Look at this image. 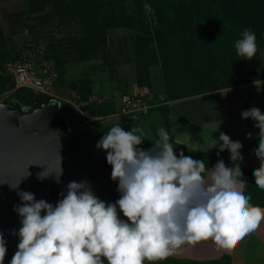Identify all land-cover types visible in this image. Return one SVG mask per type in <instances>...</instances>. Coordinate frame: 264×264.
I'll return each instance as SVG.
<instances>
[{
    "label": "clouds",
    "instance_id": "1",
    "mask_svg": "<svg viewBox=\"0 0 264 264\" xmlns=\"http://www.w3.org/2000/svg\"><path fill=\"white\" fill-rule=\"evenodd\" d=\"M235 49L242 59L253 60L258 50L255 33L245 28ZM241 115L259 129L254 152L260 166L253 176L264 190V113L254 107ZM158 136L152 148L144 150L139 147L146 138L142 128L125 131L116 124L97 142L107 153L111 179L118 181L120 198L114 203L96 197L87 182H70L55 206L20 191L22 203L15 210L22 226L10 264H159L185 244L210 240L217 249L231 251L258 230L264 208L250 202L240 163H233L243 159L239 141L220 133L215 148L218 154L230 152L232 167L218 160L206 178L204 160L177 155L164 128ZM6 253L0 233V264Z\"/></svg>",
    "mask_w": 264,
    "mask_h": 264
},
{
    "label": "trees",
    "instance_id": "2",
    "mask_svg": "<svg viewBox=\"0 0 264 264\" xmlns=\"http://www.w3.org/2000/svg\"><path fill=\"white\" fill-rule=\"evenodd\" d=\"M126 1L130 3L131 13L119 15L118 6ZM148 13L154 22L147 21ZM3 17L24 20L29 45L16 49L12 38L0 26V96L6 95V103L30 104L27 112L38 108L36 102L48 97L24 88L15 89L11 77L5 73L4 65L43 45V58L54 63L58 90L66 97L76 96L78 102L86 103L83 106L85 109L92 97L94 76L68 79L67 69L72 64L92 63V71H97L101 66L106 68L109 75H113L114 59L108 43L102 41L107 38L109 29L123 28L131 32L129 46L137 88H145L155 98L159 95L152 91L150 69L159 68L164 102L152 111L160 113L163 128L168 132L167 102L236 88L264 78L260 59V50L264 47V0H27L23 10ZM55 20L60 30L67 29L70 34L66 38L43 43L41 28ZM245 28L255 33L258 46L256 55L250 61L239 57L235 49V42ZM136 96L145 95L138 93ZM63 111L74 133L67 154L77 156L88 149L94 150L93 146H86L83 137L77 134V125L81 122L78 114L67 104H63ZM88 111L93 116L100 114L95 104L89 103ZM117 112L114 109L105 115H115ZM158 139L144 140L139 147L151 149L152 142ZM170 142L177 155L183 152L194 159H202L206 167L215 166L218 160L232 167L228 150L218 154L215 147L219 146V142L211 153H188L172 137ZM233 163L240 162L237 160ZM240 166L242 178L248 183L245 194L252 197L250 202L253 205L264 208V190L255 185L254 171L241 163ZM49 190L52 197L63 198L56 185H51ZM12 257H6L4 264H10ZM231 261L228 254L211 260L170 256L159 264H232Z\"/></svg>",
    "mask_w": 264,
    "mask_h": 264
},
{
    "label": "water",
    "instance_id": "3",
    "mask_svg": "<svg viewBox=\"0 0 264 264\" xmlns=\"http://www.w3.org/2000/svg\"><path fill=\"white\" fill-rule=\"evenodd\" d=\"M36 104L38 108L27 112L18 102L0 103V233L6 242L5 258L14 255L19 243L22 218L15 209L22 203L20 191L31 192L36 200L55 206L59 199L50 195L49 187L56 185L64 196L67 185L75 181L87 182L93 194L107 203L120 198L118 181L111 179L107 153L88 150L69 156L74 133L63 106L49 98ZM42 173L46 175L43 179Z\"/></svg>",
    "mask_w": 264,
    "mask_h": 264
},
{
    "label": "crops",
    "instance_id": "4",
    "mask_svg": "<svg viewBox=\"0 0 264 264\" xmlns=\"http://www.w3.org/2000/svg\"><path fill=\"white\" fill-rule=\"evenodd\" d=\"M4 1L6 0H3L0 5L4 3ZM1 18L0 16V20ZM130 34V31L123 28L109 29L107 32L106 42L108 43L114 59L115 72L113 75H109L106 68H102L101 66L97 71H92V63L72 64L68 66V79L92 75L94 76L93 86L94 84L96 85V83L100 85L97 91H95L92 86V97L88 102V106L84 109L91 117L103 118L116 116L105 114L114 109L118 111L126 98L136 96L138 93L142 95H151V92L147 93L145 88H143V90L137 88L135 67L129 46ZM115 35H122L126 38V52L130 53V57L128 53L127 56L125 54H120L118 51L120 46L116 44L111 46L110 40L114 39L112 36ZM80 69L81 73H78ZM100 76L107 81H117L119 86L125 90L120 95V102H116L112 93L116 88L111 89L109 92L106 91V88L103 89L102 80L98 82ZM150 80L153 93H157L159 96L163 97L164 86L158 67H152L150 69ZM125 82L127 85H125ZM89 103L91 105L95 104L97 111L100 112L98 116L89 114ZM166 105L169 106L168 117L170 135L176 143L183 146L186 152L211 153L218 142L220 133L223 132L233 141H239L242 144L240 151L243 159L240 163L251 171L259 168L260 160L256 157L254 152L259 144V129L255 127V121L244 119L241 113L254 107L259 108L260 111L264 113V78L255 83L236 88L223 89L206 95L167 102ZM160 118V113L152 111L145 117L134 122L135 125L133 124V127L142 128L143 134L146 137L145 140L148 141L153 139V137H159L158 130L163 128L162 122H160L162 118ZM249 134H251V138H248ZM86 136H88L87 138H89L92 144L95 142L91 137L90 127ZM186 155L191 156L189 154ZM211 167L213 166H207L208 171L204 174L206 178L211 172ZM260 227L262 226L260 225ZM260 227L257 232L260 230L263 233L262 236H264V228ZM256 238L259 244L264 247V237L261 239L257 234ZM207 245L211 247L202 251L207 255V259L203 260L218 259L223 253H226L224 250L217 249L215 244L210 240ZM183 246L179 248L177 252L183 253L185 248H183ZM198 253L201 252L198 251ZM215 253H218V255H214ZM228 255L233 258L231 251H228Z\"/></svg>",
    "mask_w": 264,
    "mask_h": 264
},
{
    "label": "rangeland",
    "instance_id": "5",
    "mask_svg": "<svg viewBox=\"0 0 264 264\" xmlns=\"http://www.w3.org/2000/svg\"><path fill=\"white\" fill-rule=\"evenodd\" d=\"M26 3H27V0H6V1H4V3H2L0 5V16L2 17L0 20L1 21L0 26H3L5 29L6 35H8L12 38L16 49H20L21 47L26 46L28 44L29 36L27 35V31L25 28V22L21 18L20 19H16V18H14V19L7 18L6 19L3 16L8 15V14L10 15V14H13V13H16V12L23 10L26 6ZM147 10L149 11L148 6H147ZM118 13H119V15H128L131 13L129 1H126L125 3L118 6ZM149 13H150V11H149ZM56 21L57 20H55V22H53L51 24L49 23L48 24L49 26H47V27L41 28L40 31H43V32H41V35H42L41 41L43 43H47V41H50V42L56 41L55 39H59L60 37L66 38L67 37L66 35L70 34V32L67 29L62 28L60 30L59 29L60 27L57 26ZM147 21L154 22V19L151 17V14L147 15ZM153 24H155V23H153ZM122 35L112 36L114 39L110 40L111 46L114 44H116L117 46H120L118 49L120 54L121 55L125 54L127 56V53H128V56L130 57V53L126 52V49H127V47H126L127 42L125 40L126 38ZM66 44H68V42H66ZM41 47H44V46L42 45ZM120 54H118V55H120ZM260 59H261L262 65L264 67V47L260 50ZM77 69H79V68H77ZM78 73H81V69ZM101 76L98 78V82L100 80H102V85L104 86L103 89L106 88V91L109 92L111 89L116 88L114 91H112V93H113L114 98L116 99V102H120V99H121L120 95L125 90L119 86L117 81H112V82L107 81L106 79H104ZM125 85H127L126 82H125ZM93 87H94V90L97 91L98 88L100 87V85H99V83H96V85L94 84ZM5 96L6 95L0 96V103L5 102L4 101ZM23 105L26 108H28L30 106V104H23ZM118 111H119V109H118ZM117 114H118V112H117ZM117 114H115L116 116H113V117H103V118L96 119V120L92 121V123L90 124L91 137L94 139L93 141H95L93 143L94 144L93 147L95 148L94 150H102V149H99L96 147L97 142L106 134L107 130H109L113 125L120 124V126L123 127V129L125 131H130L131 127H133L135 125L134 122L137 121V119L136 120L134 119L131 121L129 117H126V116L120 115V114L117 115ZM141 118L142 117L140 116L139 119H141ZM160 122H162V121H160ZM87 137L88 136H86V135L83 136V139L85 141L86 146H88V144L91 143L89 141V138H87ZM88 150H92V149H88ZM225 151H227V150H225ZM99 199L106 202L105 200H103L101 198H99ZM119 215H120V218L122 220L126 219L123 216L122 212H120ZM261 226L264 228V222L261 223ZM262 227H260V228H262ZM257 234L259 235V237H261V239H263L262 238V237H264V236H262L263 233L260 230L258 232L255 231L254 233H252V234L248 235L246 238H244L241 242H239L238 245L235 247V249L231 250L232 255H233V258L231 261L232 264H264V247L261 246V244H259V242L257 241L258 240L256 238ZM208 242L209 241H202V242H199L195 245L185 244L183 246V248L185 247L183 253H179V252H177L178 251L177 250L175 252V254L172 255L171 257L183 258V259H198V260L207 259V255L202 251H204L205 249H209L211 247V246L207 245ZM193 251H195V252H193ZM198 251H200L201 253H198ZM224 254H228V251H226V253H223L222 255H224ZM214 255H218V253H215ZM210 257H212V256H210Z\"/></svg>",
    "mask_w": 264,
    "mask_h": 264
},
{
    "label": "built area",
    "instance_id": "6",
    "mask_svg": "<svg viewBox=\"0 0 264 264\" xmlns=\"http://www.w3.org/2000/svg\"><path fill=\"white\" fill-rule=\"evenodd\" d=\"M32 50L4 65L5 73L11 77L14 88L35 91L57 101L62 106L67 104L69 109L75 111L81 118V122L77 125V134L81 137L85 136L92 121L99 118L89 116L83 109L85 104L78 102L76 96L66 97L60 93L56 86L58 76L53 61L43 58V47L38 46ZM163 102L164 99L160 96L158 98L152 95L129 97L123 101L118 114L136 120L140 116L147 115ZM92 146V143L88 144L89 148Z\"/></svg>",
    "mask_w": 264,
    "mask_h": 264
}]
</instances>
